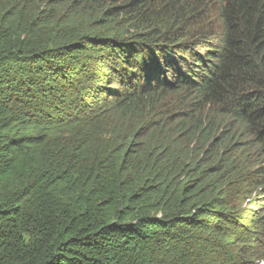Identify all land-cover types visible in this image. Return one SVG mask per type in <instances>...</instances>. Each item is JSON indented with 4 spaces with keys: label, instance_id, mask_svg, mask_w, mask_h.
Wrapping results in <instances>:
<instances>
[{
    "label": "trees",
    "instance_id": "trees-1",
    "mask_svg": "<svg viewBox=\"0 0 264 264\" xmlns=\"http://www.w3.org/2000/svg\"><path fill=\"white\" fill-rule=\"evenodd\" d=\"M0 264H264V0H0Z\"/></svg>",
    "mask_w": 264,
    "mask_h": 264
}]
</instances>
